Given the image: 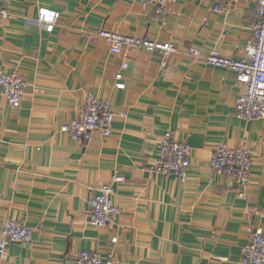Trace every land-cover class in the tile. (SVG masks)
Here are the masks:
<instances>
[{"label":"crops","instance_id":"obj_1","mask_svg":"<svg viewBox=\"0 0 264 264\" xmlns=\"http://www.w3.org/2000/svg\"><path fill=\"white\" fill-rule=\"evenodd\" d=\"M2 1L0 70L18 72L28 87L19 107L0 96V238L9 219L33 237L10 243L0 264H75L83 250L110 264H240L251 235L264 233V117L239 118L245 85L203 58L213 49L247 57L257 0H163V13L161 0ZM41 9L59 14L49 30ZM101 29L170 41L177 51L165 66L156 52L114 54ZM189 47L203 58L185 56ZM88 91L117 116L110 136L78 143L60 127L80 116ZM168 131L192 147L184 179L156 171ZM221 142L253 152L247 187L212 171ZM111 182L119 214L95 225L92 188Z\"/></svg>","mask_w":264,"mask_h":264},{"label":"built area","instance_id":"obj_2","mask_svg":"<svg viewBox=\"0 0 264 264\" xmlns=\"http://www.w3.org/2000/svg\"><path fill=\"white\" fill-rule=\"evenodd\" d=\"M158 2V13H163V3ZM215 11L222 13L223 5ZM9 17V12L0 0V21ZM59 14L46 9L40 10L39 18L46 29H51ZM251 37L247 42V57L243 59L223 55L213 49L209 55L202 57L196 47H189L184 55L191 58H203L204 62L214 68L229 69L236 74L238 83L245 85L246 91L236 99L235 109L239 118L246 121L264 117V0H257V15L251 23ZM99 35L109 45L114 54L125 50L138 49L159 53L165 66L168 59L177 51L170 41H160L146 37L131 36L120 31L101 29ZM128 68V63L123 64ZM27 83L18 72L9 73L0 70V96L7 99L12 107H19L27 90ZM117 88H124L117 83ZM117 114L108 99L101 98L88 91L85 96L80 116L61 125L60 130L78 143L92 140L96 132L102 136H110L113 132V121ZM192 147L178 140L170 131L159 140L157 146L158 162L156 171L184 179L191 160ZM253 152L244 147H232L225 142L218 143L211 154L210 166L215 175L234 179L242 187H247L252 177ZM125 177L115 175L112 182L121 183ZM105 183L92 188L94 192L89 200L88 218L95 225H107L112 222L119 208L114 200V187ZM33 228L9 219L5 222L0 238V255H4L10 243L32 241ZM75 264H110L100 251L83 250L76 257ZM240 264H264V233L258 230L253 233L242 249Z\"/></svg>","mask_w":264,"mask_h":264}]
</instances>
